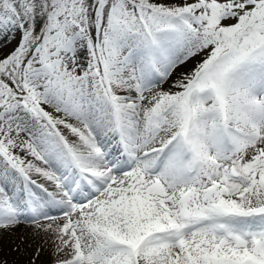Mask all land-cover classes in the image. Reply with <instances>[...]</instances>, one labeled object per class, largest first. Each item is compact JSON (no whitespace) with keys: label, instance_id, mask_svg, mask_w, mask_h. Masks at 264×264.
Returning <instances> with one entry per match:
<instances>
[{"label":"snow or ice","instance_id":"6c2138e0","mask_svg":"<svg viewBox=\"0 0 264 264\" xmlns=\"http://www.w3.org/2000/svg\"><path fill=\"white\" fill-rule=\"evenodd\" d=\"M44 255L264 264V0H0V264Z\"/></svg>","mask_w":264,"mask_h":264},{"label":"bare ground","instance_id":"6f19581e","mask_svg":"<svg viewBox=\"0 0 264 264\" xmlns=\"http://www.w3.org/2000/svg\"><path fill=\"white\" fill-rule=\"evenodd\" d=\"M10 259H11V258H10ZM15 259H21V258H15ZM42 259H43L44 264H49L50 261H51V257H49V256H47V255H44ZM38 264H40L39 261H38Z\"/></svg>","mask_w":264,"mask_h":264},{"label":"rangeland","instance_id":"374dc122","mask_svg":"<svg viewBox=\"0 0 264 264\" xmlns=\"http://www.w3.org/2000/svg\"><path fill=\"white\" fill-rule=\"evenodd\" d=\"M9 258L11 259H15V258H18V257H15L14 255L10 256ZM50 264V263H49Z\"/></svg>","mask_w":264,"mask_h":264}]
</instances>
